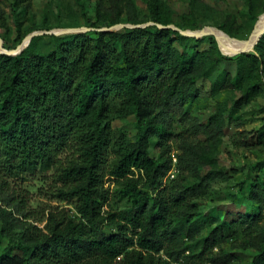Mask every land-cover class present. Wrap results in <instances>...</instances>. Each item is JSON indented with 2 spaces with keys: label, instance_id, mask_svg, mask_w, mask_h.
<instances>
[{
  "label": "trees",
  "instance_id": "16d2710c",
  "mask_svg": "<svg viewBox=\"0 0 264 264\" xmlns=\"http://www.w3.org/2000/svg\"><path fill=\"white\" fill-rule=\"evenodd\" d=\"M8 1L21 44L38 30L22 32L18 17L34 0ZM148 1L154 25L140 27L147 20L131 14L133 0H97L91 30L52 35V48L34 37L19 55L0 53V221L11 243L0 264H233V254L215 250L242 233L260 238L251 264H264V170L241 187L249 212L222 220L192 249L178 242L183 233L196 239V201L211 178L228 175L213 170L194 183L183 174L165 182L174 163L173 114L198 95L212 61L191 46L194 38L160 28L172 23L171 15L161 0ZM234 21L220 26L231 37ZM127 23L138 27L112 28ZM8 28L0 15L3 39ZM212 48L217 59L237 63L236 76L226 71L217 84L242 89L235 109L259 97L264 35L255 51L234 58L214 39ZM130 117L134 135L114 126ZM257 143L264 146V128ZM191 164L183 165L184 174L193 172ZM39 177L50 182L55 199L75 208L56 206L36 218L44 227L30 222L33 196L16 186Z\"/></svg>",
  "mask_w": 264,
  "mask_h": 264
},
{
  "label": "rangeland",
  "instance_id": "374dc122",
  "mask_svg": "<svg viewBox=\"0 0 264 264\" xmlns=\"http://www.w3.org/2000/svg\"><path fill=\"white\" fill-rule=\"evenodd\" d=\"M96 1L34 0L30 12L24 16L18 15L23 26L22 32L26 33L31 28L38 30L30 34L46 32L35 37H43L39 41L40 46L52 48L53 41L50 39L52 35L92 29L90 23L98 22ZM148 2V0H133L135 8L131 14L139 20H147L146 24L154 25V22L150 21ZM161 3L164 10L171 15L172 23L169 26L175 28L174 30H180L182 35L195 40L201 39L200 42L192 39L190 44L203 51L206 58L212 61L208 77L199 83L198 95L173 114L174 135L170 141V154L174 163L165 182L168 183L183 174L187 176V183H194L199 177L208 175L213 170L228 175L224 180L211 178L207 193L196 201L199 208L194 223L196 239L192 240L183 233L178 241L192 249L197 244L196 241L204 239L211 228L222 220H236L251 210L250 204L242 199L244 192L241 191V187L247 188L257 174L264 170V146L257 143L260 130L264 128V74H262V93L259 97L248 105L235 109V102L242 89L239 86L219 89L217 84L226 71L236 76L237 63L235 60H219L213 56L212 39L221 50L216 37L211 34L199 37L198 33L207 28H215L220 32V36H223L221 40H249L264 15V0H161ZM0 15L5 17L9 26L8 30L2 33L5 39L0 35L2 47L4 50L13 51L22 43L19 44L16 39V27L8 0H0ZM127 18L128 13H125L123 20L126 21ZM228 18H235L234 30L237 32V37H231L220 29ZM59 30H75V32L59 33ZM253 51L255 48L247 52ZM239 54L231 56L223 53L231 58ZM114 126L130 135L136 133L133 117L115 120ZM152 150L154 155L159 156L158 147L153 146ZM184 164L194 165L191 174L183 173ZM16 186L32 194L30 207L36 217L30 222L41 227H44L45 223H40L36 218H42L56 206L69 208L75 212L73 203L54 198L50 182L42 177L17 183ZM259 224V231L263 233L264 219ZM1 228L0 221V254L11 244L9 239L1 234ZM108 231L113 232L111 229ZM257 242H260V238L253 240L249 235L242 233L230 238L215 251L233 254L235 257L233 264H251L258 254L253 247ZM198 247L195 248L197 252L200 250Z\"/></svg>",
  "mask_w": 264,
  "mask_h": 264
},
{
  "label": "water",
  "instance_id": "95a60500",
  "mask_svg": "<svg viewBox=\"0 0 264 264\" xmlns=\"http://www.w3.org/2000/svg\"><path fill=\"white\" fill-rule=\"evenodd\" d=\"M263 16H264V15H263ZM148 25H150V24L140 25V27H146V26H148ZM158 26H159L160 28H172V29H175V28H173L172 26H163V25H158ZM123 27H138V26H135V25H123V24H121V25L114 26V27H112V28L119 29V28H123ZM256 29H257V26H256ZM256 29H255L254 33L252 34V36L250 37V39L248 40V42H251V41H252V37L255 35V33H256V31H257ZM104 30H105V29H104ZM176 30H178V29H176ZM179 31H180V30H179ZM58 32H59V33L75 32V30H59ZM44 33H46V32H36V33H32V34L28 35V36L24 39V41L22 42V44H21L17 49H15V50H13V51H7V50H4V49H3V47H2V40H1V37H0V53H2V54H6V55H10V56H16V55H19V54L22 53V51H23L25 48L28 47V45L30 44L31 40H32L35 36L40 35V34H44ZM219 33H220V32H219ZM204 34H211V35H214V36L216 37L218 43H219V46H220L222 52H223L225 55H231V56H233V55H236V54H239V53H243V52H247V51L253 50V49L255 48V46L257 45V43L259 42L260 38L264 35V30H263V32H262L261 34H259L258 38L253 42V44L251 45V47H249V48H247V49L240 50V51H238V52H226V51L223 49V47H222V40H221V36H220V34H218V33H210V32L208 33V32H207V29H204V30H202V31H200V32L198 33V36H199V37H202V35H204Z\"/></svg>",
  "mask_w": 264,
  "mask_h": 264
},
{
  "label": "bare ground",
  "instance_id": "6f19581e",
  "mask_svg": "<svg viewBox=\"0 0 264 264\" xmlns=\"http://www.w3.org/2000/svg\"><path fill=\"white\" fill-rule=\"evenodd\" d=\"M256 33L255 35L252 37V41L248 42V40L246 41H240V40H233V41H225L222 39V47L226 52H238L240 50L243 49H247L249 47H251V45L253 44V42L258 38L259 34H261L264 30V16L261 17L258 25H257V29H256ZM207 32L209 33H218V30L215 28H207ZM222 35V34H221ZM223 37V36H221ZM227 37V36H226Z\"/></svg>",
  "mask_w": 264,
  "mask_h": 264
}]
</instances>
